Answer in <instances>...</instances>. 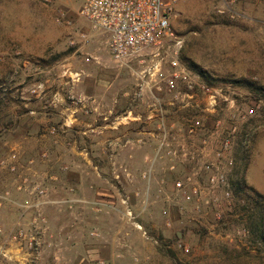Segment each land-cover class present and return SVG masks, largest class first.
<instances>
[{
	"label": "rangeland",
	"instance_id": "rangeland-1",
	"mask_svg": "<svg viewBox=\"0 0 264 264\" xmlns=\"http://www.w3.org/2000/svg\"><path fill=\"white\" fill-rule=\"evenodd\" d=\"M83 2L0 0V264H264V0L124 64Z\"/></svg>",
	"mask_w": 264,
	"mask_h": 264
},
{
	"label": "built area",
	"instance_id": "built-area-1",
	"mask_svg": "<svg viewBox=\"0 0 264 264\" xmlns=\"http://www.w3.org/2000/svg\"><path fill=\"white\" fill-rule=\"evenodd\" d=\"M176 0H84L80 14L88 26L107 38V51L117 64H124L150 47H159L171 35L170 19ZM175 64V63H174ZM174 78L188 76L174 73ZM173 79L169 85L173 86ZM208 92L210 89L203 87ZM254 109L240 114L253 116ZM200 126L195 120L190 132ZM180 185V184H179Z\"/></svg>",
	"mask_w": 264,
	"mask_h": 264
},
{
	"label": "trees",
	"instance_id": "trees-1",
	"mask_svg": "<svg viewBox=\"0 0 264 264\" xmlns=\"http://www.w3.org/2000/svg\"><path fill=\"white\" fill-rule=\"evenodd\" d=\"M243 172L244 171H242V175H243ZM235 184H236L237 191L241 190L240 185H244V187H245L244 179H237ZM249 189L252 190L251 188H249ZM252 191L262 201V203L260 205H258V208L260 209L261 216H264L263 215L264 214V197H263V195L256 193L254 190H252ZM257 233H258L259 238L262 241V243H264V217L261 218V223L257 226Z\"/></svg>",
	"mask_w": 264,
	"mask_h": 264
}]
</instances>
